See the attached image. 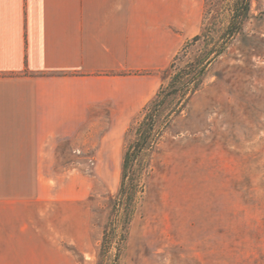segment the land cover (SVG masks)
<instances>
[{
  "label": "rangeland",
  "instance_id": "1",
  "mask_svg": "<svg viewBox=\"0 0 264 264\" xmlns=\"http://www.w3.org/2000/svg\"><path fill=\"white\" fill-rule=\"evenodd\" d=\"M193 3V28L173 27L176 51L145 73L157 78L145 104L185 41L207 24L227 22L226 0ZM196 50L190 46L188 56ZM141 110L129 119L82 122L61 141L60 167L43 170L45 183L35 191L49 194L47 209L68 216L59 219H71L75 231L52 234L57 248L43 250L50 254L44 264H264V0H251L242 35L208 65L200 89L149 154L119 249L116 241L103 248L104 229L108 239L113 233L122 154ZM24 188L0 184L3 193Z\"/></svg>",
  "mask_w": 264,
  "mask_h": 264
},
{
  "label": "crops",
  "instance_id": "2",
  "mask_svg": "<svg viewBox=\"0 0 264 264\" xmlns=\"http://www.w3.org/2000/svg\"><path fill=\"white\" fill-rule=\"evenodd\" d=\"M193 12V0H0V184L25 186L0 192V264H44L52 234L75 231L35 191L43 170L82 122L142 108L157 78L133 72L165 64Z\"/></svg>",
  "mask_w": 264,
  "mask_h": 264
},
{
  "label": "trees",
  "instance_id": "3",
  "mask_svg": "<svg viewBox=\"0 0 264 264\" xmlns=\"http://www.w3.org/2000/svg\"><path fill=\"white\" fill-rule=\"evenodd\" d=\"M226 3L227 22L220 29L215 28L213 23L207 24L186 40L163 70L165 79L154 96L142 107L141 117L134 128V138L122 154L120 182L109 220L113 233H109L108 239L109 230L104 229L101 247L109 245L110 248L112 242L116 241L119 249L121 234L129 224L135 202L143 191L142 173L148 166L149 154L156 148L173 119L200 89L208 65L242 35L244 22L250 17L251 0H226ZM194 45H197L196 53L188 56V48ZM116 258L117 254L114 260Z\"/></svg>",
  "mask_w": 264,
  "mask_h": 264
}]
</instances>
